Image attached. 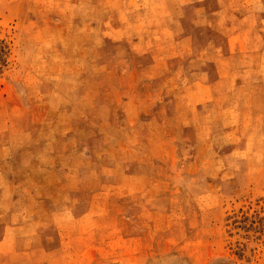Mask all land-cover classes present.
Returning a JSON list of instances; mask_svg holds the SVG:
<instances>
[{
  "label": "rangeland",
  "instance_id": "obj_1",
  "mask_svg": "<svg viewBox=\"0 0 264 264\" xmlns=\"http://www.w3.org/2000/svg\"><path fill=\"white\" fill-rule=\"evenodd\" d=\"M0 264H264V0H0Z\"/></svg>",
  "mask_w": 264,
  "mask_h": 264
}]
</instances>
